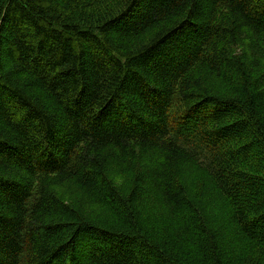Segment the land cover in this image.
I'll use <instances>...</instances> for the list:
<instances>
[{"label":"trees","instance_id":"trees-1","mask_svg":"<svg viewBox=\"0 0 264 264\" xmlns=\"http://www.w3.org/2000/svg\"><path fill=\"white\" fill-rule=\"evenodd\" d=\"M0 264H264V0H0Z\"/></svg>","mask_w":264,"mask_h":264}]
</instances>
